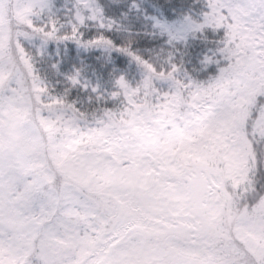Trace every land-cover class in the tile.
I'll return each mask as SVG.
<instances>
[{
	"label": "snow or ice",
	"instance_id": "snow-or-ice-1",
	"mask_svg": "<svg viewBox=\"0 0 264 264\" xmlns=\"http://www.w3.org/2000/svg\"><path fill=\"white\" fill-rule=\"evenodd\" d=\"M0 264H264V0H0Z\"/></svg>",
	"mask_w": 264,
	"mask_h": 264
},
{
	"label": "trees",
	"instance_id": "trees-1",
	"mask_svg": "<svg viewBox=\"0 0 264 264\" xmlns=\"http://www.w3.org/2000/svg\"><path fill=\"white\" fill-rule=\"evenodd\" d=\"M212 71H214V69Z\"/></svg>",
	"mask_w": 264,
	"mask_h": 264
}]
</instances>
